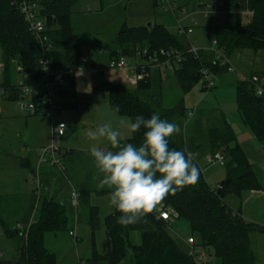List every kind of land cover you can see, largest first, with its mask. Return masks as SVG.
<instances>
[{
	"label": "trees",
	"instance_id": "obj_1",
	"mask_svg": "<svg viewBox=\"0 0 264 264\" xmlns=\"http://www.w3.org/2000/svg\"><path fill=\"white\" fill-rule=\"evenodd\" d=\"M35 5V16L44 25L42 38L49 45L47 56L52 60L53 67L64 69L67 75L62 86L56 92L55 104L58 106L56 114L61 108L75 107L72 104L63 103L64 98L75 99V88L72 68L77 69L79 64L78 36L73 33L70 26L72 9L86 0H23ZM224 14L217 17L208 14L203 18L215 19L214 40L217 48L222 50L224 57L231 63L230 57L243 50L264 51V0H219ZM22 0H0V58L2 60L5 85L0 87L1 94L7 95L9 100L22 101L20 86H12L7 77L6 70L9 63L14 64L17 75L23 78L24 86H32L36 89V95L24 97L25 104H33L35 114L28 111L20 112L28 114V117L40 115L49 116L48 106L42 103L45 90L41 87L42 80L39 72L40 45L35 36L29 30L24 16L19 11ZM198 8H205L204 0L198 1ZM160 0L153 1L159 5ZM186 5V3H185ZM188 5V4H187ZM178 6L183 9V6ZM194 6V5H193ZM240 6L246 7L253 12L251 17L246 16L243 25L241 20ZM237 9V11H236ZM194 9L192 10L193 14ZM236 13V14H235ZM179 15V14H178ZM188 22L192 21L187 20ZM175 25V24H174ZM185 28V27H184ZM186 30V28H185ZM111 59L127 57L129 54L127 45L133 48V55L142 61L138 64V70L144 68V73L136 82L134 91L125 89L109 88V105L120 115L135 118L141 115L148 118L153 113H159L162 119L175 123L180 120L185 124L189 120L188 114L183 111L182 101L172 109L155 107L150 95L144 92L150 91L156 82H162L159 69L150 70L147 66L148 57H157L159 51L176 50L181 53L180 63L171 72L176 80V85L182 94L187 92L194 84L202 81L201 70H206L209 77L219 78L229 72V65H220L215 55L210 50H198L195 53L187 52L186 41L176 31H169L162 24H150V26L128 27L125 23L119 27L115 38L112 39ZM146 51V55L142 52ZM232 64V63H231ZM21 69V72L17 68ZM155 70V69H154ZM152 72H157L158 78ZM168 72V71H166ZM264 79V72L251 73L245 78L234 83L235 105L237 113L261 145L264 146V97L256 94V88L252 78ZM204 84V81H203ZM203 87L209 90L213 87ZM24 96V95H23ZM148 97V98H147ZM155 108H154V107ZM159 108V110H157ZM19 109V106H18ZM52 128V127H51ZM183 130V129H182ZM52 138V137H51ZM142 132L137 133L122 143L139 144ZM234 140L233 134L224 120L220 128L209 132L210 152L212 155H220L226 161V179L217 187L211 188L202 178L201 172L195 184H189L175 194H168L157 202L156 210L152 207L135 224L123 227L117 224L116 217L119 213L113 210L103 218V227L106 237V253L99 255L95 249V233L99 230V211L97 207H89V224L92 231L91 257L87 260H79L78 264H121L131 252V264H197L194 253H183L174 240L167 234L171 217L186 221L193 232L200 236L199 247L203 250H211L215 264H256V258L250 247V235L261 231L255 225L247 223L241 216L240 211L232 210L225 198L229 195H237L244 190L259 189L250 164L246 161L238 148H230ZM109 148V147H108ZM169 148L183 150L189 153L182 132L169 138ZM193 163L196 165L193 158ZM54 155L61 164L62 158L72 156V150L59 148L54 149ZM51 157V155H50ZM50 160L48 161V163ZM62 169L64 166L61 164ZM197 166V165H196ZM92 190L81 188L76 192L77 207L86 200ZM110 191L102 190L95 192L102 194ZM54 197L41 196L30 197L28 213L18 216L14 223H9V218L0 215V225L3 233L8 238H17L19 241L18 254L15 259L8 261L0 260V264H55V258L44 246V238L48 233H60L65 230L67 210L63 201H57ZM72 202V197H71ZM12 211V210H11ZM168 214V220H162L160 213ZM16 212L13 211L15 217ZM19 224L25 230L27 237L24 240L21 232L16 230ZM138 231L140 244L134 246L130 241V232ZM71 231L68 232V234ZM71 237V236H70ZM76 243L77 236L72 237ZM189 239V238H188ZM22 244H21V243ZM193 247V246H192ZM193 252V251H192ZM199 260V259H198ZM201 261V260H199Z\"/></svg>",
	"mask_w": 264,
	"mask_h": 264
},
{
	"label": "rangeland",
	"instance_id": "obj_2",
	"mask_svg": "<svg viewBox=\"0 0 264 264\" xmlns=\"http://www.w3.org/2000/svg\"><path fill=\"white\" fill-rule=\"evenodd\" d=\"M155 0H86L77 4L70 15V26L73 33L78 36L79 64L77 69L72 68L75 88V99L64 98L63 103L72 104L75 107L61 108L59 114L49 116L40 115L31 124H26L30 118L28 114L21 113L16 101L9 100L8 96L0 91V208L3 206L4 215L12 224L16 220L13 216L14 209L25 206V202L37 195L43 196L46 185L38 184L36 172L37 167L32 164L46 147L73 149V158H62L61 164L74 169L75 174L69 171L60 172L51 168L54 176L49 177L48 184L54 191L57 201L65 202L67 210L66 228L60 233H48L44 238V246L54 255L55 264H78L79 260H87L91 257L92 231L89 224V207L94 206L99 211V230L95 233V249L99 255L106 253V237L103 227V218L107 216L112 208L108 204L109 191L96 194V190H107V187L99 185L100 175L95 168L91 157L88 156L91 147L108 148L106 141H89L86 132L104 122H111L114 128L122 132V141L130 139L124 129L125 115H120L109 105V88L121 86L128 91H134L136 85L130 81L132 69L142 64L139 54L133 55V48L127 45L129 51L124 56L128 71L110 69V50H112V39L125 23L128 27H138L149 24H162L174 31L175 19L171 13L165 12L161 4L154 5ZM157 1V0H156ZM199 0H179L178 4L183 6L187 14H191L192 21H182L181 25L186 28V38L191 46L198 50H212L214 40L215 19L203 18L199 13L203 8H198ZM186 3V5H185ZM188 4V5H187ZM194 5V6H193ZM237 11V9H236ZM182 18L181 15H176ZM246 16L241 23L244 25ZM119 57L122 55L119 53ZM86 63L82 64V60ZM235 72L228 73L219 78L209 77L213 87L203 90L199 81L187 92H181L176 85V80L171 72H161L162 82L158 80L155 86L144 92L150 95V102L161 109H172L182 101L183 111L187 115L192 113L185 124L175 120L185 139L189 153L199 168L205 183L211 188L226 179V161L219 162L214 159L210 152L209 132L220 128L222 120L226 122L233 134L234 140L230 148H238L246 161L250 164L255 181L261 190H244L237 195H229L225 201L230 208L240 211L242 218L250 224L255 225L261 231L250 235V247L256 258V264H264V146L257 142L250 129L241 121L235 105L234 83L247 77L251 73L264 71V51L243 50L230 57ZM0 58V66H2ZM93 66V68H92ZM156 71V70H153ZM7 77L12 86L23 83V78L17 75L15 66L9 63L6 70ZM158 78L157 72H152ZM5 85L4 76H0V87ZM27 99L25 103H28ZM153 106V107H154ZM154 107V108H155ZM159 110V108L157 109ZM63 123L65 125L64 135L60 138H51L49 135V123ZM183 129V130H182ZM30 139L27 140L28 136ZM50 153H45L48 158ZM27 158L30 159L27 160ZM212 158V162L208 159ZM32 160V161H31ZM22 165H20V164ZM36 163V162H35ZM41 163V162H40ZM49 163H41L43 168ZM33 170L35 178L29 177ZM77 183L81 177L85 178L87 188H94L86 200L76 209L70 205L68 199L69 185L66 177ZM27 178L26 182L23 178ZM55 177L60 178L55 183ZM52 179V180H51ZM56 179V180H57ZM73 183V184H74ZM68 188V189H67ZM95 191V192H94ZM29 195H31L29 197ZM29 197V198H28ZM18 207V208H17ZM158 204L153 208L156 210ZM12 210V211H11ZM3 213L1 216H4ZM75 214L78 223H75ZM5 217V216H4ZM167 234L185 254L194 253L197 264H215V258L211 250H203L199 247L200 236L193 232L190 225L184 221L171 217ZM74 230L78 240L69 236L68 232ZM194 240V246L187 244V239ZM130 241L134 246L140 244L138 231L130 232ZM21 243V242H20ZM22 244V243H21ZM20 244L17 238H8L0 225V260L8 261L15 259ZM203 255L201 261L198 256ZM121 264H131V252Z\"/></svg>",
	"mask_w": 264,
	"mask_h": 264
},
{
	"label": "clouds",
	"instance_id": "obj_3",
	"mask_svg": "<svg viewBox=\"0 0 264 264\" xmlns=\"http://www.w3.org/2000/svg\"><path fill=\"white\" fill-rule=\"evenodd\" d=\"M123 127L129 138L142 132L141 142L122 143L121 130L111 122L87 130L86 136L109 145L107 149L93 146L89 155L100 175L99 185L110 190L108 204L119 213L117 224L127 227L166 195L195 184L200 170L191 153L169 148V138L181 129L158 112L148 118H125Z\"/></svg>",
	"mask_w": 264,
	"mask_h": 264
},
{
	"label": "built area",
	"instance_id": "obj_4",
	"mask_svg": "<svg viewBox=\"0 0 264 264\" xmlns=\"http://www.w3.org/2000/svg\"><path fill=\"white\" fill-rule=\"evenodd\" d=\"M178 1L179 0H160L159 4L162 5V9L165 12L171 13L173 15L175 19L176 33L178 35L182 34L185 37L187 32L184 26L181 25V22L185 20H191V15L187 14L185 10H182L178 6ZM204 1L206 2V5L203 11H201L203 16L211 14V15H215L219 17L225 13L224 10L222 9V4L219 0H204ZM240 7L243 9L241 10V12H239L240 16L245 15V16L251 17L253 15V12L247 9L246 7L245 8L242 6ZM35 8L36 7L33 3L26 2L23 0L21 4H19L20 13L24 16V19L26 23L28 24L29 30L35 36L36 40L38 41L40 45V59H39L38 65H39V72H40V76L42 80L41 87L45 90V96L42 100V103L48 106V113L53 116L56 114V109L58 108V106L55 104L56 92L62 86L64 78L67 75V72L64 69L54 68L52 60L47 56L49 45L46 44V41H44L45 39L42 38V36L40 35V33L43 32L44 25L41 21L37 20V17L35 16ZM177 14L181 15L182 18L181 19L178 18V16H176ZM211 44L213 46V49L211 51L214 53L216 60L220 62V65H229V69H228L229 72H235V68L224 57V55L222 54V50L217 48L216 41L213 40ZM186 45H187V52L195 53L198 51V49H195L191 46L188 40L186 41ZM142 55H146V51H143ZM158 55H159V59L157 57H153V58L148 57L149 62L147 64L149 66L147 67L150 70L159 69L161 71L172 72L174 68L180 63V60H181V53L176 50H170V51L160 50ZM14 64H15V61H14ZM109 68L128 71L126 60L124 57L111 59ZM17 69L19 72H21V69L19 67ZM144 70H145L144 68H140L139 70L137 67L133 68L132 75L130 76V81L136 84V82L141 78L142 74L144 73ZM2 72H3V66H0V76L2 75ZM201 76L203 78L202 81H204V84L202 83L203 86L207 88L212 87L213 82L209 80V75L206 70L204 69L201 70ZM251 81L256 88V94L258 96L264 97V79L259 80L258 78L254 77L252 78ZM18 86H20L21 91L24 95V96L22 95L21 97L22 101L18 105L19 110L21 112L28 111L30 115H34L36 112L34 105L32 103L25 104L23 102H24V97L28 95L35 96L36 89L32 86H24L23 84H20ZM191 115L192 113H189L188 118H190ZM52 125L53 126L51 128V137L53 138L55 137L58 139L61 136H63L65 125L60 122L52 124ZM61 125H63V127H61ZM54 149H55L54 147H49V148L44 149L42 151V156L45 153H50L51 155L50 163L52 165H56L59 169H62L61 164L59 163V161L56 159L54 155ZM214 159H217L219 162H223L222 157L218 154L214 155ZM40 161L43 162L45 161V159L41 158ZM208 161L212 162V158H209ZM71 197H72V203L75 205L76 197H77L76 193L72 192ZM159 216L162 220L169 219L168 214L166 213L161 212ZM16 230L21 232V236L25 243L26 237H27V228L24 230L21 225L17 224ZM69 236L73 237L74 232H70ZM187 244L191 247L194 246V240L191 238L187 239ZM192 254L193 252L191 251V254L189 255H192ZM202 258H203V255L198 256L199 260H202Z\"/></svg>",
	"mask_w": 264,
	"mask_h": 264
},
{
	"label": "crops",
	"instance_id": "obj_5",
	"mask_svg": "<svg viewBox=\"0 0 264 264\" xmlns=\"http://www.w3.org/2000/svg\"><path fill=\"white\" fill-rule=\"evenodd\" d=\"M174 25V24H173ZM169 31H171L167 26H165ZM173 28H174V31H171V32H175L176 31V29H175V25L173 26ZM85 60V61H84ZM84 60H82L81 62H82V64H85L86 63V59H84ZM84 61V62H83ZM92 68H93V66H92ZM262 72H264V71H262ZM133 84H135V83H133ZM30 119L28 120V121H25V123L26 124H31V122H33L32 121V119H36V118H38V117H29ZM49 123V122H48ZM53 125H52V122H50L49 123V135L51 136V127H52ZM64 135V134H63ZM26 139L27 140H29L30 139V137H29V134H28V136L26 137ZM258 142V141H257ZM258 143H260V142H258ZM46 148H48V147H46ZM72 150V153H74V151H73V149H71ZM89 154V153H88ZM44 156H45V154L43 155V156H41V157H38L37 158V160H35V162H33L32 160V164H34L36 167H37V172H36V176H37V181H38V184L39 185H41L42 183L44 184V185H46V189H45V191L43 192V196H48V197H54L55 196V193H54V191H53V189L48 185V184H50V181H49V177H51V176H54V174L52 173V172H54V171H52L51 170V168H56L57 169V171L58 170H60L56 165H52L50 162H49V164H46V166L45 167H43V168H41V167H39V165L41 164V163H48V161L50 160V156L48 157V158H44ZM90 155H88V156H86V157H89ZM41 158H43V159H45V161H43V162H41L40 161V159ZM68 159H72L73 158V155L72 156H69V157H67ZM90 158V157H89ZM27 160H29V162H30V159L29 158H27ZM41 162V163H40ZM20 164V163H19ZM20 165H22V164H20ZM64 170L66 171H69L71 174H72V176H74V174H75V171H74V169H72L71 167H68L67 165H64ZM63 170V171H64ZM31 172H30V174H29V177L31 178V180H33L34 178H35V176H34V172H33V170H30ZM62 171V172H63ZM23 178V181L25 180V182H26V180H27V178H25L24 179V177H22ZM57 179V177H55V183L60 179L59 177H58V179ZM52 180V179H51ZM66 181L68 182V185H69V194H68V199L70 200V205L71 206H73L72 205V202H71V193L72 192H77L78 194H79V190L81 189V188H84L85 190H87L88 188H87V182L85 181V178L84 177H81L79 180H78V182L75 184L74 182V184L70 181V178L67 176L66 177ZM68 189V188H67ZM93 189L94 188H90V189H88V190H92L93 191ZM99 191H102L101 189H99V190H96V192H99ZM263 192H264V190H263ZM97 194V193H96ZM31 195H29V197H30ZM28 197V198H29ZM63 203H65V202H63ZM18 208V207H17ZM29 208H30V198L25 202V206L22 208H20V209H14V208H11L14 212H16V218H18V216H21L22 214H26V213H28V210H29ZM75 208V207H74ZM5 210V208L3 207V206H1V208H0V215L3 213V211ZM76 212V211H75ZM75 223L77 224L78 223V220H77V218H76V214H75ZM71 232H74V230L72 231L71 230Z\"/></svg>",
	"mask_w": 264,
	"mask_h": 264
},
{
	"label": "water",
	"instance_id": "obj_6",
	"mask_svg": "<svg viewBox=\"0 0 264 264\" xmlns=\"http://www.w3.org/2000/svg\"><path fill=\"white\" fill-rule=\"evenodd\" d=\"M148 26H150V24H149ZM115 88H117V89H122L121 86H116Z\"/></svg>",
	"mask_w": 264,
	"mask_h": 264
}]
</instances>
